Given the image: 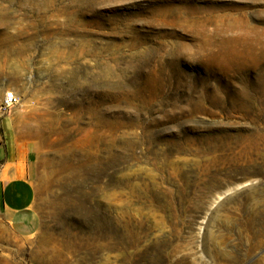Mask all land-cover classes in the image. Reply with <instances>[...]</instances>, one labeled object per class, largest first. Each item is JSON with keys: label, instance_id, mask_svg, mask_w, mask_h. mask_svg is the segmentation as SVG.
<instances>
[{"label": "rangeland", "instance_id": "rangeland-1", "mask_svg": "<svg viewBox=\"0 0 264 264\" xmlns=\"http://www.w3.org/2000/svg\"><path fill=\"white\" fill-rule=\"evenodd\" d=\"M9 95L41 227L0 264H264V0H0Z\"/></svg>", "mask_w": 264, "mask_h": 264}, {"label": "crops", "instance_id": "crops-1", "mask_svg": "<svg viewBox=\"0 0 264 264\" xmlns=\"http://www.w3.org/2000/svg\"><path fill=\"white\" fill-rule=\"evenodd\" d=\"M38 156L34 142L10 130L4 133V143L0 144V222L16 239L26 242L41 227L35 187Z\"/></svg>", "mask_w": 264, "mask_h": 264}, {"label": "built area", "instance_id": "built-area-1", "mask_svg": "<svg viewBox=\"0 0 264 264\" xmlns=\"http://www.w3.org/2000/svg\"><path fill=\"white\" fill-rule=\"evenodd\" d=\"M20 99L17 96L9 95L0 104V117L7 115L14 108L19 106Z\"/></svg>", "mask_w": 264, "mask_h": 264}, {"label": "bare ground", "instance_id": "bare-ground-1", "mask_svg": "<svg viewBox=\"0 0 264 264\" xmlns=\"http://www.w3.org/2000/svg\"><path fill=\"white\" fill-rule=\"evenodd\" d=\"M18 118V117H17ZM19 119V118H18ZM18 121V120H17ZM12 138V137H11Z\"/></svg>", "mask_w": 264, "mask_h": 264}]
</instances>
